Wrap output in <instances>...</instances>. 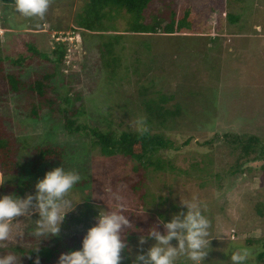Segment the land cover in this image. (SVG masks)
I'll use <instances>...</instances> for the list:
<instances>
[{"label":"rangeland","instance_id":"obj_1","mask_svg":"<svg viewBox=\"0 0 264 264\" xmlns=\"http://www.w3.org/2000/svg\"><path fill=\"white\" fill-rule=\"evenodd\" d=\"M216 1L155 0L141 20L161 24L155 33L146 34L130 30L132 20L124 10L110 11L103 20L108 30L103 34L120 38L115 53L122 64L113 81L102 65L100 34L83 32L75 23L88 0H48L44 14L31 17L17 13L14 2L0 1V59L6 71L25 84L16 92H0V123L11 136L8 150L20 168L16 176L0 174V194L31 193L37 179L61 165L79 173L81 180L69 195L84 199L66 214L59 236L40 243V238L30 235L32 222L17 218L12 235L18 238L0 244V255L21 256L38 243V249L56 245L77 249L81 241L73 237L83 236L103 207L118 210L130 221L121 232L130 249L121 254V263L130 264L139 235H147L158 217L167 220L186 210L179 200L199 203L209 221V237L214 238L203 264H227L242 241L264 236L262 162L253 154L240 157L235 143L248 137L259 140L255 149L264 143V0H220L219 5ZM183 9L191 11L193 31L163 33L168 13L181 14ZM229 15L237 20L230 22ZM56 41L67 43L64 62L57 66L51 54ZM28 44L48 60L37 57L28 65L13 67L10 60L16 56L30 57ZM105 59L113 64V56ZM48 73H54L48 84L56 92L48 95L57 99L60 110L69 107L64 97L71 99V106L83 109L74 117L77 124L116 133L147 130L168 139L175 148L156 154L165 170L144 172L145 180L133 191L130 184L138 180L134 162L101 156L89 134H68L61 112L44 106L37 119L31 117L29 110L37 105V98L28 86ZM149 98L169 113L148 120L143 101ZM43 146L63 149V160L32 174V156ZM159 230L163 232L162 227ZM151 243L149 239L141 247ZM29 263L20 258V264ZM175 264L191 262L178 256Z\"/></svg>","mask_w":264,"mask_h":264},{"label":"trees","instance_id":"obj_2","mask_svg":"<svg viewBox=\"0 0 264 264\" xmlns=\"http://www.w3.org/2000/svg\"><path fill=\"white\" fill-rule=\"evenodd\" d=\"M0 1L4 4L15 2V0ZM153 1L155 0H88L82 11L76 15L75 23L77 28L83 32H97L100 34L99 36L102 40L100 43L103 57L102 65L105 69H109L110 74L108 79L111 81L116 78L114 77L116 75V73H114L115 69L120 68L122 65L119 60L120 58L117 57L115 53V46L120 43V38L114 35L105 36L103 34L108 31L103 25V20L108 18V13L110 11L119 12L120 10H124L131 17L132 21L130 30L132 32L139 34L155 33L156 28L160 27L161 23H159V21H156L151 25H147L141 20L143 11ZM216 3L219 5L220 0L216 1ZM168 15L170 18L169 22L161 26L163 33L184 34L193 31L190 23L192 14L189 9H183L181 14H176L174 11H170ZM236 20L237 16L229 15L230 22H235ZM66 45L67 43L64 41L54 42V48H52L51 54L54 56V59L52 60L55 66L63 64L67 50ZM26 50L30 57L26 60L23 55H18V57L16 56L14 59L10 60V64H12L13 67L15 66L20 68L22 64L28 65L37 57L46 61L48 60L44 53L39 52L30 44L27 45ZM109 56H113V64H111L110 61H106L107 59H105V57ZM53 76L54 73L42 75L41 78L35 79L28 86L29 93L35 94L37 98V105H32L29 110V115L31 117L37 119L39 117L38 111H40L42 109L41 107L44 106L50 111L54 110L59 113L61 112L64 122V130L68 134H89L92 139L95 140H93V144L98 146L101 156H122L127 158V160L134 162L133 170L138 180L132 181L130 184L133 191L138 190L140 185L145 180L146 176L144 172L148 170H165L163 161H161L160 157H157L156 154L159 150L175 148L168 139H164L161 135L150 134L147 130L130 133H116L111 128L100 129L97 127L77 124L74 117L81 115L83 113V109H77L74 106H71V99L64 97V104H67L69 107L60 110L57 104V99L48 95V91L56 93L54 92L53 86L48 84V80H50ZM23 86H25V84L18 78L17 74L7 72L4 66V61L0 59V92L9 90L16 92ZM75 98L79 99L77 95H75ZM159 100L163 102L165 98L159 97ZM143 103V108L148 116V120L156 121L158 118H162L163 115H167L169 113L167 111L165 112L163 108H161V106L158 105V103H156L152 98L143 101ZM1 126L2 125L0 123V127ZM9 137H11L9 132L6 131L5 128H0V174L3 176H8L9 174L16 176L20 171V168L13 155H11L8 150L10 141H12ZM236 142L241 149L240 157L244 156L243 158H249L250 154H253V158H257L262 162V170L264 171V143L261 144L259 148L255 149V146L259 144V140L255 137H248L244 141L235 140V143ZM63 155L64 151L59 147H37L35 154L32 156L30 171L34 174L43 166L60 163L63 160ZM233 171L235 172L236 170L234 169ZM128 179H130V177L120 181H127ZM3 189H6L5 186ZM257 213L262 215V211L260 209ZM77 237L78 240L81 241L82 235H75L73 238ZM237 247H246L250 250V256L246 259L244 264H264V236L249 238L244 242L242 241ZM32 250L22 252L20 254L21 260L32 264L33 258L36 255H39L40 264H56L57 258L61 252L74 250V248L63 247V249H60V247L56 245L53 247L42 246L37 251Z\"/></svg>","mask_w":264,"mask_h":264},{"label":"clouds","instance_id":"obj_3","mask_svg":"<svg viewBox=\"0 0 264 264\" xmlns=\"http://www.w3.org/2000/svg\"><path fill=\"white\" fill-rule=\"evenodd\" d=\"M48 7V0H15L14 9L27 17L42 16ZM78 172L57 166L35 181L34 191L20 196L15 192L0 194V244L18 237L12 235V224L17 218L32 222L30 235L42 240L58 237L61 224L67 213L75 210L81 197L69 195L80 182ZM186 209L173 213L170 219L157 218L155 227L149 226L147 235L137 238V251L130 264H175L178 256H184L191 264H203L210 252L209 221L201 212L197 202H182ZM35 216V219H33ZM94 223L81 238L80 247L61 252L56 264H121L122 253L130 251L122 230L130 224L129 219L118 210L100 207L94 216ZM162 227L163 232L159 230ZM149 239L153 241L142 248ZM175 240L173 245L170 241ZM32 250L37 251L38 245ZM250 250L241 247L229 254V264H244ZM16 252L0 255V264H20ZM32 264H40L36 255Z\"/></svg>","mask_w":264,"mask_h":264}]
</instances>
